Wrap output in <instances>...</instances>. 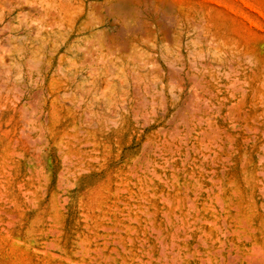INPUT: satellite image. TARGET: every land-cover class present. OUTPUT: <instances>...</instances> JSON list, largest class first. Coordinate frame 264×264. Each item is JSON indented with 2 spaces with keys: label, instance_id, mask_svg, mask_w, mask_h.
<instances>
[{
  "label": "rangeland",
  "instance_id": "rangeland-1",
  "mask_svg": "<svg viewBox=\"0 0 264 264\" xmlns=\"http://www.w3.org/2000/svg\"><path fill=\"white\" fill-rule=\"evenodd\" d=\"M86 1L112 63L0 34V264H264V0Z\"/></svg>",
  "mask_w": 264,
  "mask_h": 264
},
{
  "label": "bare ground",
  "instance_id": "bare-ground-1",
  "mask_svg": "<svg viewBox=\"0 0 264 264\" xmlns=\"http://www.w3.org/2000/svg\"><path fill=\"white\" fill-rule=\"evenodd\" d=\"M106 1L108 4L107 10L109 11L108 17L115 19L113 17L116 0ZM25 4L33 5L34 13L30 10L23 12L21 8ZM35 5H38V7L35 8ZM0 7L3 9L0 17V24L2 26L0 28V34H4L5 31L13 32L16 35L21 33L25 34L27 39H29V44L26 46L27 48H24V51H30L33 57L35 55V40H39L36 49H42L44 55L48 56L46 62L49 68L52 66L56 55L62 47H66V52H73L74 56L78 57L82 65L87 62L90 65L94 63L100 64L105 56H107L110 63L116 59V42L114 41V35L112 33H108L107 45L105 48L103 46V30H101V25L104 23V16L100 11L99 4L89 6L86 0H0ZM7 46L5 44L4 49H2L4 52L6 50L10 51V49L6 48ZM105 49L106 53L104 54L103 50ZM64 57V54L59 55V69H62ZM34 59L36 60V58ZM29 62H26L27 65H31V62ZM145 66H147L146 63ZM75 68L68 67L67 69Z\"/></svg>",
  "mask_w": 264,
  "mask_h": 264
}]
</instances>
